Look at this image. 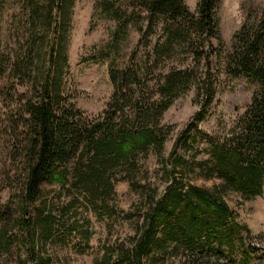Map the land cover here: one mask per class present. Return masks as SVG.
<instances>
[{"label": "trees", "instance_id": "trees-1", "mask_svg": "<svg viewBox=\"0 0 264 264\" xmlns=\"http://www.w3.org/2000/svg\"><path fill=\"white\" fill-rule=\"evenodd\" d=\"M125 1H132L147 13L149 31L160 21L164 24L169 43L162 49L163 53L174 42L181 41L197 60L205 58L209 66L214 50L212 42L205 50L195 45L194 38H218L217 10L221 0H200L197 15L189 10L185 0ZM75 4L76 0H24L29 33L26 50L13 62L0 61V79L9 71V81L0 90V96L7 116L6 127L13 136L11 155L21 184L17 200L0 207V223L10 222L13 216L18 218L16 223L28 249V263L59 264L49 254L51 246L77 240L75 245L84 251L90 242V224H79L72 208L82 201L100 217L117 215L118 211L108 201L115 194L116 184L126 181L143 195L146 192L148 207L132 246L121 250L116 257L105 252L99 264H164L169 257L179 254L187 255L182 264H227L222 261L223 257L228 258L224 246L230 248L229 255L234 247V235L241 228L249 234V229L237 223V216L221 190L193 186L190 179L192 175L209 180L220 178L224 181L223 190L237 191L247 198L263 193L264 19L257 27L244 26L235 34L229 56L230 73L246 76L258 87L233 136L222 143L208 139L210 156L208 160L198 161L197 155L187 160L178 151L182 149L188 154L195 144L207 139L205 134L183 133L167 162L162 152L169 132L160 126V119L190 87V72L173 71L163 76L157 90L159 98L152 101L136 95L141 88L136 72L112 68V99L98 119L90 120L69 102L64 91ZM37 29L44 32L38 41L33 36ZM34 51L36 57L32 55ZM25 84L30 85L28 91L21 90ZM215 95L212 85L204 111ZM202 117L204 114H199L198 119ZM150 148L159 155L163 176L171 180L159 199L156 188L149 191L134 181L139 172V155L146 154ZM59 190L70 196L75 192L78 197L60 209L51 198ZM55 209L59 210L58 214ZM69 215L75 217V222L66 220ZM8 234L5 225L0 232V247L5 254H10L12 247ZM214 241L218 242L217 246ZM241 246L245 258L238 264H250L254 252L244 249L243 240Z\"/></svg>", "mask_w": 264, "mask_h": 264}, {"label": "rangeland", "instance_id": "rangeland-1", "mask_svg": "<svg viewBox=\"0 0 264 264\" xmlns=\"http://www.w3.org/2000/svg\"><path fill=\"white\" fill-rule=\"evenodd\" d=\"M199 1L185 0L194 15H197ZM108 4L110 6L107 10L105 8ZM23 7L24 0H0L2 62H13L26 50L28 14ZM146 16L147 13L132 1L76 0L68 38L69 68L65 77V96L85 117L95 120L107 110L112 99V68L136 72L141 79V88L136 95L140 94L144 100L149 98L152 101L159 98L157 90L164 81L163 76L173 71H188L191 74L190 87L175 99L160 119V126L169 132L162 158L168 162L175 142L183 133L194 134L199 131L207 139L195 144L188 154L182 149L178 152L186 156L187 160L194 155H197L198 161L208 160L211 143L207 140L222 143L230 139L258 90L246 76L236 77L230 73L229 56L232 54L235 34L244 26L251 29L263 21L264 0H221L217 10L218 38H194L195 45L203 46L205 50H208L210 41L213 44V55L208 67L205 58L197 60L188 45L181 41L174 42L163 53L162 49L169 43L165 26L160 21L149 31ZM43 33L37 29L33 36L38 41ZM36 54L34 51L32 55L36 57ZM8 74L9 71L0 79V90L9 81ZM208 75L211 76L210 82ZM212 85L216 89V95L204 111L207 92ZM29 88L30 85L25 84L21 90L28 91ZM3 106L0 96V207L9 201L15 202L21 186L17 164L14 165L11 155L13 136L6 127L7 116ZM199 114H204L203 119H198ZM137 161L139 172L134 181L146 186L149 191L156 188L157 198H161L171 180L163 176V164L159 155L150 148L146 154L139 155ZM190 180L193 186L221 190L224 200L237 216V223L249 229V234L241 228L240 233L234 235V247L229 255L227 252L230 248L224 246L226 256L233 260V264H238L245 258L241 240L245 243L244 249L254 252L250 264H264V189L261 195L247 198L237 191L223 190L224 181L220 178L209 180L192 175ZM54 188L58 189L57 186ZM58 192L51 198L60 209L70 204L73 197H78L75 192L71 196L65 191ZM145 195V191L143 195L126 181L117 183L115 194L108 203L118 214L112 213L110 217H100L86 208L82 201H78L79 204L75 205L77 207L72 208V214L79 219V224H90L89 246L80 251L75 245L77 240H74L51 246L49 254L54 255L59 264H99L105 252L116 257L121 250L130 248L133 244L143 213L148 207ZM58 212L59 210L55 213ZM69 216H66L69 219L66 220L75 222V217ZM16 220L18 218L13 216L10 222L6 220L0 223V232L7 225L12 245L10 254L3 253L0 247V264H25L28 249L23 244L22 231L18 229ZM213 244L217 246L218 242L214 241ZM185 256L187 255L179 254L169 257L164 264H182ZM228 258L223 257L222 261L231 264ZM27 264H31V261Z\"/></svg>", "mask_w": 264, "mask_h": 264}]
</instances>
